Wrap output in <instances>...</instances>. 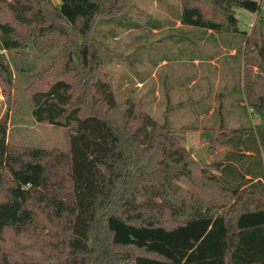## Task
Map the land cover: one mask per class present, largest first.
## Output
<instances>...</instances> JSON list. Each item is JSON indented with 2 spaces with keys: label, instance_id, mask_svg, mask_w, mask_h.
Here are the masks:
<instances>
[{
  "label": "trees",
  "instance_id": "trees-1",
  "mask_svg": "<svg viewBox=\"0 0 264 264\" xmlns=\"http://www.w3.org/2000/svg\"><path fill=\"white\" fill-rule=\"evenodd\" d=\"M126 2L0 0V82L7 97L12 70L4 50L29 40L40 52L63 44L29 90L35 120L68 133L67 151L16 146L8 141V114L0 118V264H70L72 258L80 264H264L257 129L221 127L211 143L234 149L226 162L204 164L166 122L129 110L132 123L121 124L113 115L117 99L91 34L99 16L120 14ZM237 8L256 12L261 4L184 0L180 20L247 34ZM245 46L247 56L258 51L264 62V38L248 36ZM245 89L264 126V93L251 80ZM23 233L55 261L13 260L5 241Z\"/></svg>",
  "mask_w": 264,
  "mask_h": 264
},
{
  "label": "rangeland",
  "instance_id": "rangeland-1",
  "mask_svg": "<svg viewBox=\"0 0 264 264\" xmlns=\"http://www.w3.org/2000/svg\"><path fill=\"white\" fill-rule=\"evenodd\" d=\"M258 1L261 9L256 12L237 8L239 28L247 34L222 31L216 36L201 28L186 31L178 27L184 0H127L120 14L99 16L91 41L99 50L115 93L118 105L113 115L118 122L132 123L133 119L126 116L129 110L136 115L145 112L181 135L193 156L202 145L210 143L205 151L209 163L226 162V154L234 149L223 143L213 145L214 132L221 127L227 131L255 128L264 169L263 120L251 108L245 89L251 80L255 89L264 93V62L258 51L245 54L248 36L259 43L264 38V23L258 21L264 18V0ZM64 47L61 44L50 52H40L29 40L23 47L4 50L12 84L8 98L0 82V118L8 114L10 144L68 150L65 128L35 120L29 90ZM195 55L203 59L198 64L204 76L191 87L185 83V73L197 67L191 59ZM241 169L244 171L243 166ZM30 242L29 235L23 233L13 234L5 244L13 250V260L55 261ZM70 264L80 261L72 258Z\"/></svg>",
  "mask_w": 264,
  "mask_h": 264
},
{
  "label": "crops",
  "instance_id": "crops-1",
  "mask_svg": "<svg viewBox=\"0 0 264 264\" xmlns=\"http://www.w3.org/2000/svg\"><path fill=\"white\" fill-rule=\"evenodd\" d=\"M58 4H60V3H58ZM178 23L180 24V26H178V27L183 28L186 31L187 30L191 31L194 28H199V27H192V26L184 25V24H182L180 19H178ZM201 29L203 30V32H207L210 35L214 34L216 36H218L219 34H221L220 32H222V31H214V30H211V29H209V30H206V29H203V28H201ZM186 37H188V36H186ZM219 44H220V41H219ZM192 57L193 58H191V59H192L194 64H197V67L195 69H193L190 73H185L186 74L185 76H188V79L185 80V83H188V85H190L191 87L199 84L200 81L203 79V76H204L203 75L204 72L201 70L200 64H198L199 61H203V59L201 57H199V56H196V55L192 56ZM164 61H166V60H164ZM198 91H199V89L197 90V92Z\"/></svg>",
  "mask_w": 264,
  "mask_h": 264
},
{
  "label": "water",
  "instance_id": "water-1",
  "mask_svg": "<svg viewBox=\"0 0 264 264\" xmlns=\"http://www.w3.org/2000/svg\"><path fill=\"white\" fill-rule=\"evenodd\" d=\"M210 143H206L204 145H202L195 153H194V157L200 161L203 162L204 164H209V161L205 155V151L208 148Z\"/></svg>",
  "mask_w": 264,
  "mask_h": 264
}]
</instances>
